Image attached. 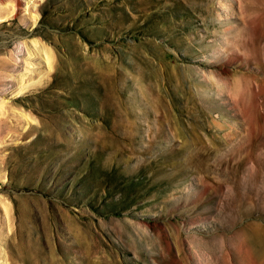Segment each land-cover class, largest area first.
Here are the masks:
<instances>
[{"label":"rangeland","instance_id":"obj_1","mask_svg":"<svg viewBox=\"0 0 264 264\" xmlns=\"http://www.w3.org/2000/svg\"><path fill=\"white\" fill-rule=\"evenodd\" d=\"M0 264H264V0H0Z\"/></svg>","mask_w":264,"mask_h":264},{"label":"bare ground","instance_id":"obj_2","mask_svg":"<svg viewBox=\"0 0 264 264\" xmlns=\"http://www.w3.org/2000/svg\"><path fill=\"white\" fill-rule=\"evenodd\" d=\"M30 1H32V0H29V2H30ZM27 4H28V2H27ZM29 5H30V3H29ZM2 19L5 20L4 18H2ZM2 19H1V21H3Z\"/></svg>","mask_w":264,"mask_h":264}]
</instances>
